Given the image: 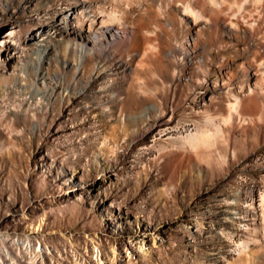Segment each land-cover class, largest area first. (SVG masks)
Listing matches in <instances>:
<instances>
[{"label":"rangeland","instance_id":"rangeland-1","mask_svg":"<svg viewBox=\"0 0 264 264\" xmlns=\"http://www.w3.org/2000/svg\"><path fill=\"white\" fill-rule=\"evenodd\" d=\"M121 1L0 0V264L264 256V106L240 111L223 84L226 60L250 58L244 41L212 39L180 60L185 43L164 25L150 61L80 63L67 18L113 21ZM41 35L55 39L39 65L30 49Z\"/></svg>","mask_w":264,"mask_h":264},{"label":"bare ground","instance_id":"bare-ground-1","mask_svg":"<svg viewBox=\"0 0 264 264\" xmlns=\"http://www.w3.org/2000/svg\"><path fill=\"white\" fill-rule=\"evenodd\" d=\"M155 4L163 6V11H157ZM113 15V21L94 17L93 23L89 24L80 20L77 12H72L67 18V25L74 31L72 35L80 37L73 40L83 42L85 51L80 63L87 57L110 53L120 58L130 54L145 61L144 58L152 53V34H159L163 30L160 26L164 25L170 26L185 43V46L176 49L180 60L197 59L199 47L205 42L215 40L218 47L228 48L244 41L250 58L229 65L230 62L224 60L227 72L223 84L229 89L233 102L239 104L240 111L244 112L246 108L255 111L264 106V0H125ZM233 19L245 23L246 28L241 29V25ZM54 39L51 35H41L34 41L30 56H38L39 65L50 57L48 51ZM62 42L65 51L71 49L72 45L67 40ZM32 64L27 61L23 66L32 67ZM190 80L202 85L206 83V77L197 74ZM258 243L255 244L257 250L251 248L250 251H259L263 247ZM243 251L235 257L236 264H255L259 256L264 259L262 254L253 252L250 257H245Z\"/></svg>","mask_w":264,"mask_h":264}]
</instances>
